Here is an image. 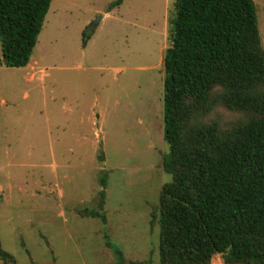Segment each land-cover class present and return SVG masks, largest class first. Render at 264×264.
Instances as JSON below:
<instances>
[{"label": "rangeland", "instance_id": "rangeland-1", "mask_svg": "<svg viewBox=\"0 0 264 264\" xmlns=\"http://www.w3.org/2000/svg\"><path fill=\"white\" fill-rule=\"evenodd\" d=\"M113 1L52 0L29 64L0 66V245L14 264H116L113 249L127 264L159 260L175 0L108 11ZM253 1L264 48V0ZM84 31L93 33L85 46ZM215 116L228 126L239 114ZM103 171L106 224L80 214L96 208Z\"/></svg>", "mask_w": 264, "mask_h": 264}, {"label": "trees", "instance_id": "trees-1", "mask_svg": "<svg viewBox=\"0 0 264 264\" xmlns=\"http://www.w3.org/2000/svg\"><path fill=\"white\" fill-rule=\"evenodd\" d=\"M51 2L0 0V66L29 64ZM92 34L83 32V46ZM169 40L162 82L169 149L161 165L171 180L157 207V264H212L218 254L223 264H264V48L255 3L175 0ZM219 108L239 117L226 126ZM107 176H99L96 208L80 211L104 224ZM113 252L116 264H127ZM0 260L14 264L1 245Z\"/></svg>", "mask_w": 264, "mask_h": 264}, {"label": "crops", "instance_id": "crops-1", "mask_svg": "<svg viewBox=\"0 0 264 264\" xmlns=\"http://www.w3.org/2000/svg\"><path fill=\"white\" fill-rule=\"evenodd\" d=\"M213 261L215 262V264H223L221 256L219 254L214 257ZM214 262H213V264H214Z\"/></svg>", "mask_w": 264, "mask_h": 264}]
</instances>
